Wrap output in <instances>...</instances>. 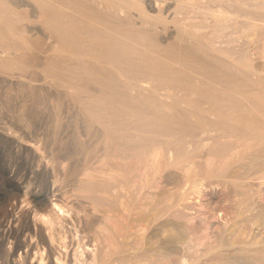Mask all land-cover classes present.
Wrapping results in <instances>:
<instances>
[{
    "label": "rangeland",
    "instance_id": "1",
    "mask_svg": "<svg viewBox=\"0 0 264 264\" xmlns=\"http://www.w3.org/2000/svg\"><path fill=\"white\" fill-rule=\"evenodd\" d=\"M174 1L163 0L161 6L166 8L168 3ZM144 4L145 6L153 5V7H157H154L156 12L153 11L152 14H159L158 1L146 0ZM198 4V10L207 6V4L201 2ZM10 6L13 7L12 9L16 14L18 13L19 19L24 20L14 22L13 25L5 21V26L7 28L11 27L12 32L15 33V38L6 42L4 40L0 41V45H2L0 46V264H39L41 256L45 258L48 254L50 256L48 255L44 264H91L92 262L94 264H138V262L145 264L139 256L146 248L150 247L154 249V252L160 258L157 264H168V261L162 255H168L173 264H178L180 261H182V264H186V261L183 260L184 256L190 257L191 262H197V264H215L219 256H223L222 258L228 255L234 256L241 245L251 250L248 252L249 254H254L256 247H264L263 144L252 145L245 149L242 143H237L234 140L227 141L215 146L220 159L222 162L225 161L223 166H220L217 162L208 163V147L199 151L197 149H201L198 148L200 145L203 146L209 142V138L216 132L208 126L198 125L196 122L189 120L182 111V107H180L178 111L183 116L176 118L175 122L170 125L173 128L172 130H170L171 128H167V130L162 128L160 138L164 137L167 131V133L177 132L180 135L187 134L189 135L187 137L188 141H197L192 142L193 144L191 142L186 144L190 149L196 151V153L194 151L191 154L190 160L197 163V168H195V172L193 171L196 175L194 177H202L204 184L207 185L203 195L200 198H195L196 194L190 193L186 199L179 200V192L188 189L189 186L188 181H185L187 180L185 171L175 163L171 165L163 164L155 175L154 183L150 187L144 186L145 188L143 187L144 189L141 192L139 191L140 196L124 197L120 195L123 189L122 186L126 184L128 187L126 191L137 192L136 188L139 187L137 183L142 178L144 181L147 180L146 176L148 177V172H152V168L151 163L146 159L147 155L144 159L138 157L123 159L132 151V149H129L132 146L128 147L131 144L124 141V125L120 122L112 124L115 121H120L119 115L125 109L136 108L138 111L147 112L146 109L148 108L144 105H160L159 103H162V101L171 102V98H168L169 95L174 96L175 100H184L185 102L181 103L183 106L189 103L195 107L207 109L210 105L207 102L206 91L202 90L201 94L200 90L193 86L199 78L194 81L192 76L189 78L186 73L187 75L190 72L197 73V77L198 75L200 77V74L216 76L218 72L221 80L222 76H225L226 79L223 78L225 80L222 81H225L226 85L229 84L228 88H233L235 92L246 97L262 98L264 97V89L260 88L264 86V72H261L260 81L258 80L261 82L259 88L257 81H247L244 76L228 69L219 68L210 58L202 55L199 57L200 54L198 53L197 55L193 54L196 51L187 45L189 49L185 48L183 44L179 46L174 41L175 26L170 24L171 26L167 27L166 33L161 24L156 33H148L151 35L144 42V44L148 42V47L151 49L158 46L157 49L151 50L147 46L141 47L152 56H144L143 59H140L142 61L148 60L147 62L140 61L137 63L139 60L135 58L136 54L129 55L132 59H126L127 56L124 58L125 55L122 56L121 54L118 57L120 61L123 59V62L134 63L132 65L137 64L136 66L139 67L142 65V68L154 67L158 71L170 75L172 71L170 72L169 69L171 70V68L164 64V60L173 59L172 55H174L175 60L181 63L184 61L185 70L180 73L172 68L171 75L178 71L175 75H178V78L185 83L177 87L175 90L177 93H168L167 89H162L159 91L160 97L157 98L155 94L145 91L142 94L143 96L141 95L142 98L133 100L127 93H123V90L116 88L110 77L112 75L110 72H105L106 76H100L102 77L100 80L102 82H100L87 74L83 76L84 74L74 75L68 72L70 67L61 62L64 60L58 61L55 59V55L58 54L55 49V46H57L56 39L55 37L51 38L50 30L40 18L41 10L35 0H10ZM175 6L174 4L171 8H166L164 15H170L172 19ZM133 13L132 21H135L136 18L138 20L135 21V23L137 22L136 26L140 27L142 19L137 14L138 12ZM22 15H24V18ZM190 15L193 16V14ZM124 26H126L123 27L125 32L130 31L129 33H131L132 30L136 32L133 28H127L129 25ZM153 34V37L156 36L155 38L151 37ZM234 36L237 41L222 45L233 47L240 55L246 56L256 66L255 69L259 67L263 70L264 55L259 54L263 41L259 40L257 36ZM155 42L156 44L160 43L156 45ZM175 43L178 48L173 47ZM182 45L184 49L181 48ZM161 46L162 48H160ZM167 46L166 50H168L166 51L165 47ZM172 48L175 51H171ZM179 50L182 52L178 53ZM158 51L162 53L159 54ZM173 52L174 54H172ZM170 53L172 55H169ZM176 54H183L181 56H187L188 59H182L181 56L179 57ZM157 55L160 60H158V64L157 60L154 59ZM189 55L194 56L191 59L193 62L191 60L190 63L187 61L191 58ZM176 56L177 58H175ZM84 58L88 61L91 60V57ZM194 58L195 61L201 58V65L198 64L199 61L195 62ZM202 59L206 61L204 62ZM161 60L163 61L161 62ZM99 61H101V64L107 65L104 59ZM186 62L189 63L187 65L190 67L186 65ZM197 66L203 69H199V72ZM207 69L209 72L220 70L217 72L212 71V75L211 72H205L208 71ZM223 70H226L227 74ZM220 72H223V75ZM81 75L87 80L80 79ZM230 75H232V78ZM230 79L233 82L228 83L229 81L226 80ZM85 80L89 83L91 80V84ZM133 95L138 96L135 91H133ZM200 95L204 97L201 98ZM144 97L148 99H143ZM98 99L107 100L110 107L104 111L92 108L93 103ZM124 100H126L125 103ZM150 100L153 101L150 102ZM223 104L227 103L223 102ZM236 104L238 106L240 103ZM112 112L116 113L113 114ZM95 114L105 115L108 121L111 120V124L103 126L99 123ZM243 114L245 116L240 119L241 125H253L254 122L251 121L253 118L244 111ZM122 133L123 135H121ZM201 142L202 144H199ZM237 153L239 155L232 159L231 155ZM212 170L214 173H211ZM243 174L244 178H240ZM234 177H239V179H234ZM133 180L136 181V184ZM232 183L235 185L233 186ZM155 184L157 188L154 186ZM153 192L157 193L156 203L155 201L151 202L150 194ZM170 198L178 201L171 205L172 201L168 200ZM42 199L47 201L49 208H56L59 212L61 209L56 205L57 200L72 206L74 208V219L68 217L62 226L58 224L56 228H52L46 222V219L41 216L40 208L43 204L41 205L40 201ZM121 202L125 203V206ZM150 202L151 205L145 207V204ZM167 204L170 206L168 207ZM147 210L152 211V213L159 211V214L145 231V235L148 232L151 234L148 233L143 241L141 236L144 233L140 231L141 226L139 224L147 217L146 215H150ZM60 213H63V211ZM142 213H144V217ZM254 215L260 216L259 221L256 223L252 221ZM244 220L246 223L243 222ZM172 221L174 222L173 225L171 224ZM236 226L244 227L243 232H236ZM156 228V235H153ZM59 234L61 235L59 236ZM151 235L152 237H150ZM189 236L193 237L192 241L189 240ZM42 241H45L47 245L45 246ZM114 241H117V243ZM144 245H148V247ZM125 247L127 250H125ZM210 247H216L217 249L215 248L213 249L214 252L213 250L211 252L209 251ZM83 248L87 250L86 254H82ZM213 256L218 258L215 257L214 259ZM122 260L124 261L122 262ZM187 264L189 263L187 262Z\"/></svg>",
    "mask_w": 264,
    "mask_h": 264
},
{
    "label": "bare ground",
    "instance_id": "2",
    "mask_svg": "<svg viewBox=\"0 0 264 264\" xmlns=\"http://www.w3.org/2000/svg\"><path fill=\"white\" fill-rule=\"evenodd\" d=\"M35 1L38 3V5L40 7L39 9L41 10L40 18L43 20L44 24L50 30L51 38L55 37V39H56L57 46H55L56 47L55 49L58 52V54L55 55L56 56L55 59L58 61L64 60L61 62L65 63L67 66L70 67L68 69V72H70L74 75L75 74H84L83 76H85L87 74V75L92 76L93 79H97L99 81L102 79V77H100V76H106L105 72H110L112 75L111 76L109 75V76L112 78V81H113L114 85L116 86V88H120L121 91L123 90L122 92L127 93L133 100H139L140 98H142L141 95L144 94L143 92H145V91H149L153 95L155 94V97H157V98L160 97L159 91H161L162 89H167L168 93H172V92L177 93V91H175L177 89V87H179V86H181V84L185 83L183 80L181 81L178 78L179 77L178 75H175L178 71L180 73L184 72L185 64H183L184 61H183V63H181V62L174 59V55H172V54H174V52L172 54L171 53L169 54V55L173 56V59H169L166 61L164 60V64L166 66H168L169 68H171V70L169 69L170 72L171 71L173 72L172 68L173 69L175 68L176 70H178L177 72L173 73L174 75L173 74L171 75L172 72L170 73V75H166V74L162 73L163 71L160 72V71H158V69H155L154 67L142 68V65H141V67L136 66L137 64L132 65L134 63L129 64L127 61L123 62L122 61L123 59H121V61H120V59L118 57L121 54L122 56L125 55L124 58H126V56H127L126 59H128V58H131V57H129V55L131 56L133 54H136L135 58L137 60H139V61H137V63L142 61L140 59H143L144 56L145 57H152L150 54L147 53L146 50L141 49V47H143V46L148 47V42L145 43L146 45L144 44V42H146L149 39V35H151L148 33H150V32L156 33L158 31L159 25H161V24L163 25L164 30H166V33H167V27L171 26L170 24H173L175 26L176 32H175V36H174V38H175L174 41H176V43L179 44V46H180V44L185 45V48L187 46H189L190 48L194 49V51H196V53H193V54L197 55V53H198V54H200L199 57H201V55H202L203 57L210 58L219 68L228 69V70H231L232 72H234L236 74L244 76L245 80H247V81H255V82L257 81L259 83L258 84L259 88L261 87V82H259L260 81L259 77H261L260 74H261V72H264V69L261 70V68H259V67L257 69H255L256 66H254L251 63V61L248 58H246V56L240 55L233 47L223 46L222 44L228 45V44H231V43L237 41V39L234 35H236L237 37L238 36H244V35L247 37L257 36L259 40L263 41L262 47L261 48L259 47L260 48L259 54L261 53L262 56L264 55V0H175L174 2H170L166 5V8H168V9L171 8L174 4L176 5L175 10H174V17L172 19L170 18L169 14H168L169 16H165L166 14L164 15V12H165L164 10L166 8L161 6V4L163 3V0H156L159 3V9H158L159 14L158 15L152 14L153 11L156 12L155 8H157V7L154 6L155 7L154 8L153 5L145 6L144 2L146 0H35ZM200 2L207 4V6L205 8H199L200 10H198L197 7L199 5L198 3H200ZM147 4H150V3H147ZM12 8L10 6V0H0V41L1 42L3 40L6 42L7 40L15 38V33L12 32L11 27L7 28L5 26V24H6L5 21H7L8 23H12V25H13L14 22L17 23L20 20H24L21 18L19 19V17L17 16L18 13L16 14ZM152 8H154V10H152ZM133 12H138L137 14H139L140 19H142L140 27L136 26L137 22L135 23V21H138V20H136V18H135V21H132V16L134 14ZM190 14H193V16H191ZM22 17L24 18V15H22ZM134 17H135V15H134ZM121 24L129 25V26H127V28H131V29L133 28L134 30H136V32H134L133 30H132L133 33L132 32L129 33L130 31L125 32L123 30V27H126V26L121 25ZM14 28H17V27H14ZM162 30H161V34H162ZM18 31H19V29H18ZM18 31L16 30L17 33H18ZM163 34H164V31H163ZM20 35H21V33H20ZM153 36H154V34L151 37L152 38L156 37V36L155 37H153ZM47 38H48V36H47ZM157 38H158V36H157ZM55 39H53V40H55ZM254 40H255V38H254ZM154 41H156V40H154ZM159 43H157V44H159ZM176 43H175V46H173V45L172 46L177 47L178 45H176ZM155 44H156V42H155ZM151 45L154 46L153 44H151ZM183 45L181 46V48L184 49ZM0 46H2V45H0ZM157 47H153V49L148 47V49L154 50V48H155V50H156ZM160 48H162V46ZM166 48H168V46L165 47V50H166ZM52 50H53V48H52ZM172 50L175 51L173 48L171 49V51ZM180 50H182V49H180ZM180 50L178 51V53L180 52ZM191 50H190V52H191ZM159 51H158V53H159ZM160 53H162V52H160ZM176 55H179V57H180L183 54H176ZM184 55H187V54H184ZM51 57H52V55H51ZM84 57H89V58L91 57V60H89V61L85 60ZM189 57H191V58H189V60H187L188 59L187 56L186 57L181 56L180 58H182V59L187 58L186 60L189 61V63H190V60L194 56L192 57L189 55ZM199 57H197V58H199ZM175 58H177V56ZM103 59H104V61H106L107 65H103L100 63L101 61H99V60H103ZM154 59L157 60V64H158L160 61L159 56L157 55V57H155ZM195 60L196 59L194 58V61ZM200 60H201V58L195 62L199 61L198 64H200L201 63ZM58 61H57V63H58ZM129 61L131 62V60H129ZM143 61L147 62L148 60H146V61L143 60ZM162 61L163 60H161V62ZM191 62H193V61L191 60ZM189 63L186 62V65ZM161 64L163 65V63H161ZM206 64H207V62H206ZM206 64H205V66H206ZM145 65H147V64L145 63ZM67 66H66V69H67ZM187 66L190 67L189 65H187ZM197 67L199 70L200 67L199 66H197ZM211 68H209V69L211 70ZM202 69L203 68H201L200 70H202ZM204 69H206V67H204ZM51 70H53V69H51ZM159 70H161V69H159ZM200 70H199V72H200ZM219 70H217V71H219ZM212 71H216V70H212ZM212 71H210V72L213 75ZM223 71L225 72L226 70H223ZM196 72H197V70H196ZM205 72L210 73L209 70L205 71ZM222 73L223 72H220L221 75H223ZM214 74H215V72H214ZM229 74H230V71H229ZM63 75H65V74H63ZM183 75H185V74H183ZM262 75H263V73H262ZM186 76H189V78L192 76L194 81H196L197 78H199L198 81H196V83L193 86H196L200 90V93L202 92V90L206 91V92L205 91L204 92L206 93V97L208 100L207 102L210 105L207 109L204 110V109H201L199 107H195L193 105H190L189 103L186 104V106L184 105L185 106L184 107L181 104L182 102H185L184 100H175L173 98L174 96L169 95L168 98H171V100H172L171 102L162 101V103H159L160 105L156 104L157 101H156V103H154L156 105H151V104L144 105L143 104L144 107L146 106L148 108V109H146L147 112L138 111L136 108L135 109H125L124 112L122 111V114L119 115L120 121H115L112 123V124H114V123L117 124L118 122H120V124L124 125V135H123V133L121 135L124 136V141L131 144L129 146L127 144V146L128 147L132 146L131 148H129L130 150L132 149V151L128 154V156H124L123 159L126 160V159H130L133 157H138V158L144 159V157L147 155L146 159L151 163L150 166L152 168V172L151 173L148 172L149 173V174H147L148 177L146 176L147 180L144 181V179L142 178V179H140V182L137 181L138 182L137 184H139V187L136 188L138 190L137 192H131L130 190L126 191V190H128V187L126 186V184H124L122 186L123 189H122L120 195H122L124 197H127V196L132 197L133 195L134 196L135 195L140 196L141 193L139 194V191L141 192V190L145 188L144 186L150 187V185H152L154 183L155 178H156L155 175L158 173L159 168L163 164L171 165V164H175V163H177L180 166V168L183 171H185L186 178H187V180H185V181H188L187 183L189 186L188 189H184L182 192H179V200L186 199L187 195H190V193L196 194L195 198H200L203 195L204 189L207 187V185L204 184L202 177H200V178L194 177V175H195L194 170H196L195 168H197L196 167L197 163L195 161L190 160L191 154H193L195 150L193 151V149H190L189 146H187V144H186L189 142H191V143L193 142V141H188L187 137L189 135H187V134L186 135L185 134L180 135L177 132H168L167 133V131H166L164 134L165 138L164 137L160 138V135H161L160 131L162 128H166V130H167V128H171L170 125L175 122L174 120H176V118H178L180 116H183L182 113L178 111V109L180 107H182V109H183L182 111L185 113V115L187 116V118L189 120H192V122L193 121L196 122L198 125L208 126V127H210V129H212L213 131L216 132V134H214L212 137L209 138V142L205 143V145H203V146L200 145L198 148H201V149H197L199 151V150H204V148L208 147V151H207L208 163L212 164L213 162L214 163L217 162L220 166H223L225 161L222 162V160L220 159V155L218 154L217 149H215V146L226 143L227 141L234 140L237 143H240V144L242 143L243 144L242 146L245 149L249 148L252 145H258V144L264 145V97H262V98L246 97L244 95H241V94L235 92L233 90V88H228L229 84L226 85L225 84L226 82L222 81V80L226 79L225 76L224 77L222 76V80H221V77L219 76L218 72H217L216 76L215 75L211 76L208 74L207 75L206 74L205 75L200 74V77H199V75L197 77V73H191V72L188 75L186 73ZM230 76L232 78V75H230ZM255 76H256V79H255ZM229 77H227V79H229ZM67 78H69V77L67 76ZM82 78H84V77H82V75H81L80 79H82ZM111 78H110V80H111ZM223 78H225V79H223ZM84 79H86V78H84ZM230 80H226V81H229L228 83L233 82V80H231V81ZM99 81H98V83H99ZM108 81H106V82H108ZM64 82H65V80H64ZM78 82H80V81H78ZM100 82H102V81H100ZM263 82H264V77H263ZM72 83H73V81H72ZM81 83H83V82H81ZM87 83H89V82H87ZM240 83L242 84V82H240ZM245 83H246V81H245ZM89 84H91V80H90ZM144 84H146V85H144ZM100 85H102V84H100ZM238 85H239V83H238ZM73 86H75V85H73ZM110 86H109V88H111ZM104 87H106V86H104ZM109 88H107V89H109ZM262 88L264 89V86H262L260 89H262ZM76 89H78V88H76ZM188 90H189V88H188ZM133 91H135L136 95H138V96L133 95ZM185 91H186V89H185ZM104 93H105V91H104ZM207 93H209V94H207ZM107 94H109V93H107ZM114 94H117V93H114ZM89 96H91V95H89ZM95 96H97V95H95ZM197 97H198V95H197ZM202 97H204V96H201V98ZM105 98H107V97H105ZM145 98L146 97H144L143 99H145ZM147 99L148 98H146V100ZM125 101L126 100H124V103H125ZM152 101L153 100H150V102H152ZM112 102H114V101H112ZM223 102H225L227 104H223ZM134 103H136V102L134 101ZM134 103L132 102L133 105H134ZM235 103H240L241 105L239 104L237 106V104L235 105ZM88 104H90V103H88ZM93 104H92L93 105L92 108H98L101 111H104L105 109L110 107V106H108L107 100H104V99L103 100L98 99ZM129 104H131V103H129ZM130 108H132V107H130ZM118 110H119V108H118ZM243 111H244V113H247L248 116H251L253 118L251 120L254 122L253 125H246V126L241 125L240 119L243 116H245L243 114ZM112 113L115 114L116 112L115 113L112 112ZM111 116H113V115H111ZM92 117L94 118V116H92ZM95 117L98 119L99 123H101L103 126L104 125L107 126V125L111 124V120L108 121V119L106 118L105 115H102V114L96 115L95 114ZM247 121H249V120H247ZM172 129L173 128H171L170 130H172ZM177 131H180V130H177ZM182 132H185V131H182ZM194 142H197V141H194ZM199 144H202V142ZM125 147H126V145H125ZM221 149H219V150H221ZM127 153H128V151H127ZM195 153H196V151H195ZM237 155H239V154L237 153V154L231 155V158L233 159ZM137 164H138V162H137ZM211 164H209V165H211ZM227 169H229V168H227ZM213 170H214V168H213ZM213 170L211 173H214ZM236 172H238V171H236ZM224 176H225V174H224ZM243 176H244V174L240 178H244ZM235 178L236 177H234V179ZM236 179H239V177ZM133 182H134V180H133ZM226 182L228 183L227 180H226ZM134 183L136 184V181ZM237 184H236V186H237ZM234 185L235 184H233V186ZM154 186L156 187V184ZM156 194H157L156 192H153L150 194L152 203L155 201V198L157 196ZM124 200H125V198H124ZM168 200L172 201L171 205H173V203H176L178 201V200H173L172 198H170ZM59 201L58 200L56 201V205H58L60 207V209H61L60 212L63 211V213H60L56 208H49V205L45 199H42L40 201L41 202L40 204L41 205L43 204V206L40 208L41 216H43L46 219V222L52 228L53 227L56 228V226L58 224H61V226H62L63 222L67 221L68 217L74 219V212H73L74 208L72 206L66 205L67 203L63 204L62 202H59ZM124 202H126V201H124ZM151 202L147 203V204L144 203L145 207L149 206V204L151 205ZM156 202L157 201H155V203ZM34 203H35V201H34ZM124 204L125 203H122V205H124ZM168 204H167V206H168ZM122 208H123V206H122ZM142 208H144V207H142ZM146 209H143V210L145 211ZM123 210H121V211H123ZM156 210H158V209H156ZM70 212H71V214H69ZM140 212H142V211H140ZM147 212H149V211L147 210ZM142 214L144 217L145 216L144 213H142ZM149 214L150 215H146L147 217H145V219L142 221V223L139 224L141 227L138 226L141 228V229L139 228L140 231L144 233L141 236L143 241H144L145 237H147L148 233H150V232H148L147 235H145V231H147V228L157 218L159 211H156L153 213L151 211V212H149ZM116 216H118V215H116ZM241 216H242V214H241ZM259 219H260L259 215H254V218L252 221L256 223L257 221H259ZM249 221H250V219H249ZM115 222H117L116 219H115ZM243 222H245V220ZM173 223L174 222L172 221L171 224L173 225ZM118 224H119V222H118ZM236 225H237V223H236ZM160 226H161V224H160ZM166 226H167V224H166ZM185 226H187V225H185ZM111 228H112V226H111ZM156 230H157V228L153 231L154 232L153 235H156ZM243 230H244V227H237L236 226V228H235V231L238 233H242ZM58 233H61V232H58ZM60 235L61 234H59V236ZM113 236L115 238V234ZM125 237L127 238V236H125ZM150 237H152V235ZM63 238H64V236H63ZM63 238H61V239L63 240ZM128 238H129V236H128ZM188 238H190L189 239L190 241L193 240V237L189 236ZM222 241H223V239H222ZM114 242L117 243V241H114ZM42 243L45 246L47 245L45 241H42ZM152 244H153V242H152ZM234 244H235V242H234ZM244 244H246V243H244ZM146 246L148 247V245H146ZM215 248L216 247H210L209 251L212 252V250ZM112 250H110V251H112ZM125 250H127L126 247H125ZM237 250H238L237 251L238 253L236 252V254L234 256L228 255L224 258H222L223 256L222 257L219 256L220 252H219V254L216 253L219 256V259L216 260L215 264H264V247H261V248L256 247V249H254V251H255L254 254H249L248 252H250L251 250L247 249L245 247H242V245ZM86 252H87V250L85 248H83L82 254H86ZM213 252H214V250H213ZM48 255H47V257H48ZM162 256L164 259H166L168 261L167 262L168 264H173L169 260L168 255H162ZM47 257L44 258L43 256H41V262L39 264H44V261ZM215 257L218 258L217 256H215ZM215 257L213 256L214 259H215ZM139 258L141 259L142 262L144 261L145 264H157L160 261L159 260L160 258L156 255V253L154 252V249H152L151 247L146 248L145 251H143V253L139 256ZM119 259H122V258H119ZM183 260L186 261V264H187V262L189 264H197V262L196 263L191 262L192 259H190V257H187V256L186 257L184 256ZM123 261L124 260H122V262ZM126 261H128V260H126ZM91 264H94V262H92ZM138 264H140V263L138 262ZM178 264H182V261H180Z\"/></svg>",
    "mask_w": 264,
    "mask_h": 264
}]
</instances>
